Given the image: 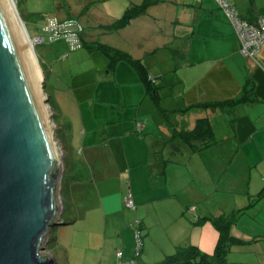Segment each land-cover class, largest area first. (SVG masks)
<instances>
[{"label":"crops","instance_id":"crops-1","mask_svg":"<svg viewBox=\"0 0 264 264\" xmlns=\"http://www.w3.org/2000/svg\"><path fill=\"white\" fill-rule=\"evenodd\" d=\"M98 1L85 0L78 4L80 10L71 5L69 12L91 14L88 5ZM100 1L110 7L103 16L60 20L77 22L83 45L90 43L89 51L80 52L75 60L78 70L71 75L69 104L74 108L68 116L78 112L85 127L81 151L93 172L97 170L92 186L97 204L89 211L96 212L95 221L87 231L74 230L75 236L85 233L86 240L70 249L62 245L66 256L54 253L58 243L48 246L50 253L57 264H73L72 256L75 264H119V252L126 262L162 264L178 247L187 245L212 256L220 233L205 218L234 214L230 226L234 245L226 264H264V45L256 57L243 56L235 28L217 0L169 2L176 7L175 28L162 27L159 34L151 7L160 0ZM227 2L247 21L264 18V0ZM142 5L148 7L135 16L136 21H144L146 31L154 33L129 34L135 17L126 26L120 21ZM168 34L171 41L165 40ZM158 40L172 44L162 57L152 56L163 46ZM99 43L142 61L143 73L155 80L150 92L136 66L129 61L112 65L96 49ZM176 74L181 86L175 97L183 111L174 124L170 110L165 105L157 110L154 104L159 88L169 87ZM248 87L252 92L245 103L224 109L206 107L237 99ZM200 119L208 120L213 134L208 145L197 138L189 144L171 143L177 132L192 131ZM139 123L145 124L142 133L137 132ZM63 125L66 138L61 146L69 155L77 148L72 144L70 121ZM173 160L175 166L168 168ZM109 165L125 187L110 190L117 182ZM96 166H101L100 172ZM130 197L134 209L128 206ZM168 202L172 204L164 205ZM135 229L143 242L139 257ZM156 230L160 242L154 238Z\"/></svg>","mask_w":264,"mask_h":264},{"label":"water","instance_id":"water-1","mask_svg":"<svg viewBox=\"0 0 264 264\" xmlns=\"http://www.w3.org/2000/svg\"><path fill=\"white\" fill-rule=\"evenodd\" d=\"M33 54L15 0H0V264H57L63 153Z\"/></svg>","mask_w":264,"mask_h":264},{"label":"rangeland","instance_id":"rangeland-1","mask_svg":"<svg viewBox=\"0 0 264 264\" xmlns=\"http://www.w3.org/2000/svg\"><path fill=\"white\" fill-rule=\"evenodd\" d=\"M85 0H15L17 4L18 11L28 29L30 37L36 38L39 36H45L46 34L43 32L44 27L48 24L49 19H57V20H65V19H83L86 20L90 17H94L96 15H102L106 13V10H109V6L102 5L100 0L97 3L92 5H88L91 10V14L73 12L70 14L69 7H74L76 10H80L78 6L79 3H82ZM164 1V2H163ZM169 2H174V0H160L156 5H152L154 12L157 14L155 28H157V33H162V27H167L169 30H173L175 28V18L177 14L173 11L176 7L175 5L170 4ZM72 5V6H71ZM148 5H142L141 8H146ZM135 9H138L135 8ZM82 10V9H81ZM80 13V12H79ZM75 14V15H74ZM77 15V16H76ZM134 18L131 19V22ZM165 21L162 23V20ZM78 21V20H76ZM130 22V23H131ZM169 25V23H171ZM129 23V24H130ZM162 24V26H161ZM127 25V24H126ZM125 25V26H126ZM135 28H131L129 34L137 33L136 36H146L149 33H154L153 31H146L144 21H136V17L134 19ZM128 27V26H127ZM171 30V31H172ZM87 31V29H86ZM118 36V35H117ZM98 39L102 37L97 36ZM173 38V37H172ZM50 38L47 37V41L40 43L35 46V52L38 59V66L41 70L42 77L45 78L44 81V91L49 99V105L53 112V120L55 124L56 137L60 143V146L63 145L62 142L65 141L66 134L63 129V122L65 123L70 121V134L72 138L74 149L71 154L68 153L65 155L63 152V163H62V177L60 181V196L62 198V213L58 224L54 225L50 229V235L52 238L51 244H59V248L57 253L61 257L66 256L65 251H61V248L64 250L62 245L65 247L72 246L73 243L80 244L81 240H86L85 233L74 235V230L77 231L81 229L82 231H87L89 229V225L94 224L95 218L93 217L96 212L89 213L91 210V206L97 204V197L92 193V186L94 184V180L96 179L97 170L93 169L86 162L81 148H82V139L85 127L81 123V119L79 116H76L77 113L71 114L68 116L70 112H73L72 109L74 106L70 104L71 102V75L76 72L78 68H75L77 56L79 57L80 52L89 51L86 49L90 45L84 44L82 48L72 51L68 45V43L63 40L57 41H49ZM165 40L171 41L170 34ZM90 41V40H89ZM175 42V41H174ZM158 43H162V47L156 49L152 56L162 57L166 52H168L171 48V42L169 44H165V41L158 40ZM164 43V44H163ZM85 48V49H84ZM86 60V58H85ZM84 60V61H85ZM85 68H81L80 71H84ZM177 70H173V76ZM179 76L176 74L168 84L169 87L164 88L162 85L159 88V97L156 99L157 102L155 105L156 109L159 110V107L165 105L169 110L172 118L174 120V124L178 121L177 118L182 114L183 110L179 109L178 99L175 95L179 93L180 86L179 85ZM174 80V81H173ZM101 87V84L99 85ZM156 87V86H155ZM103 92L106 90L103 88ZM59 100V103L57 104ZM95 105H99V103L94 102ZM64 108V110H63ZM131 109V107H129ZM190 112V110H187ZM179 113V114H178ZM67 130V129H66ZM68 132V130H67ZM158 151V149H157ZM171 166H175V162L173 160ZM98 171L100 172L101 166H96ZM110 173L114 175L115 181L117 182V186L111 188L110 190H115L125 187V184L120 179V175L117 174L113 165L107 166ZM169 176L172 178V170H167ZM128 183V179L126 184ZM129 184V183H128ZM127 184V185H128ZM131 185V184H130ZM170 186H172L169 183ZM133 187L137 189L136 185L133 182ZM128 189V186H127ZM139 190V189H138ZM137 190V191H138ZM171 202L164 204L166 206L171 205ZM163 205V206H164ZM127 210H131L127 208ZM91 212V211H90ZM91 220L92 222H86V220ZM76 223V224H75ZM103 225V224H101ZM96 229V226H92ZM72 229V231H68ZM101 231V229H100ZM160 230H156L154 234V238H157V241H161ZM160 234V235H159ZM46 244V251L50 254L52 251L48 248L51 245ZM53 245V246H54ZM179 248V247H178ZM177 248V249H178ZM64 252V253H63ZM176 252L173 254L175 255ZM76 259L72 256L71 262L73 264L76 263Z\"/></svg>","mask_w":264,"mask_h":264},{"label":"trees","instance_id":"trees-1","mask_svg":"<svg viewBox=\"0 0 264 264\" xmlns=\"http://www.w3.org/2000/svg\"><path fill=\"white\" fill-rule=\"evenodd\" d=\"M144 9L145 8L140 7L139 10L136 9L129 10L121 19L122 21H120L122 23V26L128 24L132 18L139 15L141 11H143ZM96 47L97 50L102 52L112 62V65L113 63H117L119 61H129L134 66H136L138 68V71L140 72V75L142 76V79L144 80V83H146L148 91L150 92V89L152 88L151 84L155 83V80L154 79L153 81L150 80L148 77H146L147 75L143 73L144 67L142 65V61L134 60L129 56V54L117 50L115 48H112L106 44L99 43L98 46ZM251 92L252 89L248 87L245 93L237 99L225 101V102H219V103L206 104V107L210 109H224L228 107H236L249 100ZM196 138L204 142V146L208 145L213 140V134L211 132L210 125L207 119H200L198 121L196 128L190 132H179V133L177 132L175 136L172 138L171 143L174 144L175 142L178 141L176 144L179 143L183 144V142L189 144L190 141ZM205 219L211 221L212 224L220 233L219 241L214 255L209 256L204 252H202L198 247L187 245V246L179 247L176 251V254L172 256H168L162 262V264H226L227 263L228 254L232 246L234 245V239L230 235V226L235 219V215L232 214L227 217L221 216L218 218H205ZM49 243L51 244L50 239H49Z\"/></svg>","mask_w":264,"mask_h":264},{"label":"built area","instance_id":"built-area-1","mask_svg":"<svg viewBox=\"0 0 264 264\" xmlns=\"http://www.w3.org/2000/svg\"><path fill=\"white\" fill-rule=\"evenodd\" d=\"M221 9L226 13L230 22L235 28L236 34L240 41V53L245 57H256L264 45V18H260L257 23H252L243 19L238 10L232 7L227 0H217ZM75 26L76 29H75ZM81 27L73 20L60 21L57 19H49L48 24L44 27L43 32L45 36L32 38L34 47L40 43L46 42L47 37L50 42L60 39L65 40L70 49L75 51L83 47V42L80 36ZM145 129L144 123L137 125V132L142 133ZM129 208L134 209V203L131 197L128 200ZM136 241V257L140 256L142 250V236L141 232L135 229ZM120 260L119 264H137L136 260L123 261V253H118Z\"/></svg>","mask_w":264,"mask_h":264},{"label":"bare ground","instance_id":"bare-ground-1","mask_svg":"<svg viewBox=\"0 0 264 264\" xmlns=\"http://www.w3.org/2000/svg\"><path fill=\"white\" fill-rule=\"evenodd\" d=\"M33 53V52H32ZM34 55V54H33ZM34 57H35V55H34ZM35 59H36V57H35ZM36 61H37V59H36ZM38 64V63H37Z\"/></svg>","mask_w":264,"mask_h":264}]
</instances>
